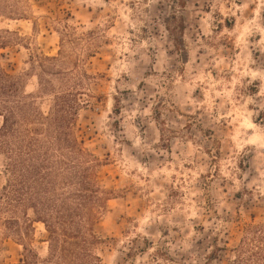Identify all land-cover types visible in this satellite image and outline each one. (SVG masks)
<instances>
[{"label":"rangeland","instance_id":"374dc122","mask_svg":"<svg viewBox=\"0 0 264 264\" xmlns=\"http://www.w3.org/2000/svg\"><path fill=\"white\" fill-rule=\"evenodd\" d=\"M3 2L0 65L25 92L35 53L62 50L73 82L88 74L73 132L113 190L94 225L100 264H230L247 224L264 222V0ZM33 219L0 210V264H25L23 246L46 256Z\"/></svg>","mask_w":264,"mask_h":264},{"label":"trees","instance_id":"16d2710c","mask_svg":"<svg viewBox=\"0 0 264 264\" xmlns=\"http://www.w3.org/2000/svg\"><path fill=\"white\" fill-rule=\"evenodd\" d=\"M3 1L0 12L8 7ZM75 36L65 31L61 42L81 39ZM6 43L0 38V49ZM62 52L31 56L35 93L25 92L21 78L0 65V152L8 174L0 189V210L30 209L33 221L44 226L46 256L39 259L32 248L23 246L27 255L22 263L100 264L94 250L100 238L94 225L113 190L97 183L99 160L73 132L75 116L86 103L78 99V89L88 74L84 70L75 73L73 82L76 62L61 58ZM46 96L51 103L43 111L37 101ZM25 218L22 224L28 235L32 220ZM230 264H264V222L247 224Z\"/></svg>","mask_w":264,"mask_h":264},{"label":"bare ground","instance_id":"6f19581e","mask_svg":"<svg viewBox=\"0 0 264 264\" xmlns=\"http://www.w3.org/2000/svg\"><path fill=\"white\" fill-rule=\"evenodd\" d=\"M42 228H43V227H42ZM42 230H44V228H43Z\"/></svg>","mask_w":264,"mask_h":264}]
</instances>
